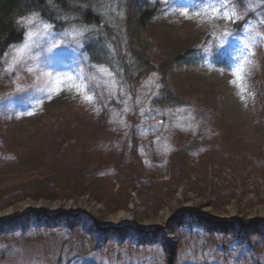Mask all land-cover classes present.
Wrapping results in <instances>:
<instances>
[{
  "label": "rangeland",
  "instance_id": "374dc122",
  "mask_svg": "<svg viewBox=\"0 0 264 264\" xmlns=\"http://www.w3.org/2000/svg\"><path fill=\"white\" fill-rule=\"evenodd\" d=\"M149 1L157 66L193 48L230 60L169 68L195 118L154 105L156 76L134 93L91 63L83 31L19 21L0 69V224L24 220L0 228V264H264V0Z\"/></svg>",
  "mask_w": 264,
  "mask_h": 264
},
{
  "label": "trees",
  "instance_id": "16d2710c",
  "mask_svg": "<svg viewBox=\"0 0 264 264\" xmlns=\"http://www.w3.org/2000/svg\"><path fill=\"white\" fill-rule=\"evenodd\" d=\"M107 1L0 0V69L3 67L2 61L6 52L15 44L22 42L24 38L25 30L19 21L28 14L37 13L40 18L50 23L57 31L69 29L83 31V49H85L91 63L96 66L107 67L120 81V85H129L126 89L135 93L144 81L151 76H156V91L151 100L154 105L164 108L184 107V109L190 110L189 112L195 118L199 112L198 105L193 101L180 99L175 94L174 89L169 84V68L171 69L180 63L198 65L204 58H211L215 64L225 66L230 62L228 57L219 49L200 53L196 48H193L170 57L167 61L169 64L157 66L151 56V46H149V39L145 32L148 24L157 14L158 4H153L149 0H109L108 3ZM105 3L109 4L110 10ZM112 4H116L121 10L118 17L114 14L113 7L111 9ZM247 21V17H245L242 21L237 22L235 29H242ZM102 27H105V31ZM103 33L108 37L107 40L103 37ZM105 41H108L113 49L112 58L106 48L107 42ZM123 90L125 91V87ZM187 104L192 109L187 107ZM62 148V154H64L65 148ZM37 155L42 158L40 154ZM188 214L189 218H194V222L202 225L203 219L196 216L193 211ZM28 216L31 220L34 216V218L38 217L41 220V216L45 217L46 215L30 212ZM21 220L24 219L17 218L10 222H2L0 228Z\"/></svg>",
  "mask_w": 264,
  "mask_h": 264
},
{
  "label": "water",
  "instance_id": "95a60500",
  "mask_svg": "<svg viewBox=\"0 0 264 264\" xmlns=\"http://www.w3.org/2000/svg\"><path fill=\"white\" fill-rule=\"evenodd\" d=\"M43 206V204H36V203H33V204H30V207H31V211H35V212H38L39 209H41V207ZM29 212V211H28Z\"/></svg>",
  "mask_w": 264,
  "mask_h": 264
},
{
  "label": "bare ground",
  "instance_id": "6f19581e",
  "mask_svg": "<svg viewBox=\"0 0 264 264\" xmlns=\"http://www.w3.org/2000/svg\"><path fill=\"white\" fill-rule=\"evenodd\" d=\"M29 207H30V205H29ZM2 217V216H1Z\"/></svg>",
  "mask_w": 264,
  "mask_h": 264
}]
</instances>
